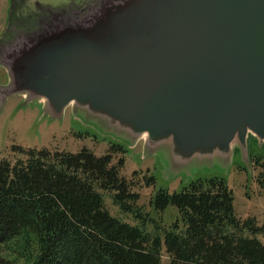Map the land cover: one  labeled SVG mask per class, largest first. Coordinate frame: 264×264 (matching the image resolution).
I'll use <instances>...</instances> for the list:
<instances>
[{
  "label": "water",
  "instance_id": "95a60500",
  "mask_svg": "<svg viewBox=\"0 0 264 264\" xmlns=\"http://www.w3.org/2000/svg\"><path fill=\"white\" fill-rule=\"evenodd\" d=\"M17 10L3 103L80 102L142 137H174L186 155L247 150L250 136L264 145V0L37 4L29 21Z\"/></svg>",
  "mask_w": 264,
  "mask_h": 264
},
{
  "label": "trees",
  "instance_id": "16d2710c",
  "mask_svg": "<svg viewBox=\"0 0 264 264\" xmlns=\"http://www.w3.org/2000/svg\"><path fill=\"white\" fill-rule=\"evenodd\" d=\"M11 152L17 158H0V264H17L2 254L15 241L36 252L31 264H162L164 252L169 264H264V222L237 214L224 177L158 190L151 202L159 215L170 205L178 210L163 227L139 205L135 190L154 187L155 178L123 175L127 151L120 144L100 156L89 148L14 145ZM250 162L264 190V156L250 155ZM105 194L138 224L113 216Z\"/></svg>",
  "mask_w": 264,
  "mask_h": 264
},
{
  "label": "rangeland",
  "instance_id": "374dc122",
  "mask_svg": "<svg viewBox=\"0 0 264 264\" xmlns=\"http://www.w3.org/2000/svg\"><path fill=\"white\" fill-rule=\"evenodd\" d=\"M82 1L0 0V52L6 45L4 42L8 41L9 36L12 37V33H9V19L13 9H18L17 12L22 14L20 19L29 21V16L33 15L37 4L57 7L70 6ZM31 19L36 21L37 18ZM22 24L24 23L19 24L20 34H24V29L28 28L30 23ZM2 62L0 58V63ZM1 64L0 87L13 86L8 69ZM26 97V93L13 95L8 97L7 101L5 100V104L0 100V110L3 107L0 112V158L12 160L17 158L11 152L14 145L70 152L89 148L100 156L108 151L111 144H120L127 151L123 175L131 177L134 171H142L141 174L144 172L155 178L154 187H138L135 190L142 196L139 205L163 227H169L176 221L178 210L170 205L162 215H159L151 201L160 189L175 192L198 178L224 177L234 189L240 210L242 203L247 200L246 185L249 186V190H252L254 183L260 186L257 182L259 169L252 165L249 158L250 155L264 156V145H260L252 136L249 137L247 150L240 146L229 152L219 150L186 155L179 150L180 144L174 137H142L122 121L110 118L106 113L80 102H70L62 111L55 112L50 101L48 103L40 101V97L28 101ZM48 99L50 100V97ZM246 170L249 171L248 174L245 173ZM262 193H264L263 189L259 195L261 196ZM252 194L255 201L259 202L260 197L254 192ZM105 204L113 216L132 225L138 224L132 215L120 212L109 194H105ZM256 205L258 206L256 209L259 210V203ZM147 229L152 230L153 225H148ZM2 254L6 258L15 260L17 264H31L36 252L23 250L22 242L15 241L5 246ZM162 264H169V256L165 252Z\"/></svg>",
  "mask_w": 264,
  "mask_h": 264
},
{
  "label": "crops",
  "instance_id": "0c3cea01",
  "mask_svg": "<svg viewBox=\"0 0 264 264\" xmlns=\"http://www.w3.org/2000/svg\"><path fill=\"white\" fill-rule=\"evenodd\" d=\"M248 172L247 170L245 171V173L247 174ZM230 187L232 188V185H230ZM246 187L247 188H246L245 195L247 197V200L244 203H242V206H241L242 208L240 210L238 209L237 200H236L235 202L236 211L238 215L242 217L243 219H246L248 217H256L260 223H263L264 222V216H263L264 214V193H262L261 196L259 195V193L262 192V189L260 188V186H256L255 183L253 184L252 190H249V186L246 185ZM252 192L256 193L260 197L259 202L255 201L254 194H252ZM257 203H259V210L256 209L258 208V206L256 205ZM262 216L263 218H261Z\"/></svg>",
  "mask_w": 264,
  "mask_h": 264
}]
</instances>
